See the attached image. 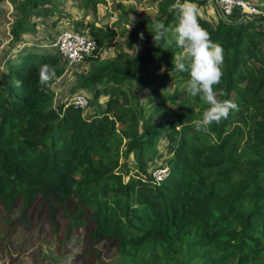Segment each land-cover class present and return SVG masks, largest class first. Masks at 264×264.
I'll return each mask as SVG.
<instances>
[{
	"label": "trees",
	"instance_id": "16d2710c",
	"mask_svg": "<svg viewBox=\"0 0 264 264\" xmlns=\"http://www.w3.org/2000/svg\"><path fill=\"white\" fill-rule=\"evenodd\" d=\"M156 3L157 15L127 30V45L143 34L135 57L118 55L110 67L82 81L84 88L96 86L90 115L66 102L52 107L51 84L64 72L52 50L31 53L27 47L28 53L3 61L0 203L12 215L17 202L25 208L39 195L50 215L62 207L66 231L85 223L91 242L111 241L126 261L154 249L161 258L149 253L146 264H191L195 259L196 264L233 259L235 264H264V18L219 19L213 25L198 16L223 47V76L216 89L226 96L218 98L233 100L239 111L197 132L193 122L207 106L188 95L189 74L174 64L162 73L174 76L172 91L154 92L143 105L135 93L133 83L146 87L157 60L171 62L174 53H182L168 33L152 42V20L175 28L179 15L171 7L175 0ZM39 4L25 0L20 12L29 15ZM11 30L18 39L27 31L26 22L17 19ZM90 34L97 41L96 55L115 33L91 27ZM43 64L51 65L56 76L42 85L38 66ZM163 135L169 174L155 182L147 163ZM129 153L135 167L120 170V158ZM183 247L186 258L180 261Z\"/></svg>",
	"mask_w": 264,
	"mask_h": 264
},
{
	"label": "rangeland",
	"instance_id": "374dc122",
	"mask_svg": "<svg viewBox=\"0 0 264 264\" xmlns=\"http://www.w3.org/2000/svg\"><path fill=\"white\" fill-rule=\"evenodd\" d=\"M24 1L2 0L0 2V70L7 57L14 58L20 54H26L29 52L27 47L31 53L45 48L55 52L47 44L51 43L64 28L78 29L89 34L91 27H101L115 33L114 37L92 58L78 63L66 62L64 58L59 59V65L64 67V72L51 84L52 107L58 108L73 94L80 93L87 96L89 100V106L83 111L84 115H90L95 110L90 103L96 86L84 88L82 81L88 75L110 67L115 62V58L119 56H122L124 60L135 57V49L131 51L129 49L135 44L140 50L143 41L140 38L127 45V30L130 24L132 28L137 21L157 15L158 9L156 0H96L94 5L84 0H39L40 4L36 5L29 15H23L19 5ZM197 1L192 0L199 4L202 11L199 12L208 19L199 14L201 17L212 21L213 25L219 19L224 20L212 1L201 0L202 3ZM243 1L264 11V0ZM20 18L26 22L27 31L15 39L11 29L16 20ZM174 29V27L169 28L167 37L172 36V40L176 41ZM179 54L181 52L177 51L173 56ZM173 63V59L171 62L159 59L154 63V75L151 76L152 80L146 87L133 83L140 104L143 105L150 101L154 92L163 94L173 90L174 76H169L166 71L162 74ZM160 76H164L163 79ZM104 100L105 96L99 98L100 102ZM156 148L158 149L156 156L147 163L149 174L153 168L164 165L168 159L167 142L164 135L157 142ZM120 163H122L120 170H125L126 167L134 168V155L129 153L126 159L122 156ZM126 179L127 176L124 177V180ZM12 207V215H7L4 211L6 208L0 203V264H125L126 260L116 251L111 241L91 242L87 234V224H78L66 231L67 221L62 213V207L56 206L54 214L50 215L49 206L42 201L39 195L28 207L24 208L21 202H17ZM185 248L183 247L182 254L179 255L180 261H185ZM149 253L158 259L162 256L161 252L154 249L150 252L141 251L126 263L146 264ZM235 261L236 259H233L226 264H235ZM196 263L195 259L191 264Z\"/></svg>",
	"mask_w": 264,
	"mask_h": 264
},
{
	"label": "clouds",
	"instance_id": "9594fccd",
	"mask_svg": "<svg viewBox=\"0 0 264 264\" xmlns=\"http://www.w3.org/2000/svg\"><path fill=\"white\" fill-rule=\"evenodd\" d=\"M171 7L177 10L179 14L174 34L176 45L182 49L181 54L173 56L174 68L179 72L189 74L186 88L188 95L192 98L199 97L207 106L202 113V118L193 122L197 132H206L213 123L219 124L222 120L227 119L231 111H239L238 104L233 100L218 98L226 96L223 90L217 91L216 89L223 76V47L219 42H214L210 37V33L198 22L200 10L196 3L192 2V0H183V2L175 0ZM151 23L154 33L152 37L157 43L167 35L169 29L162 20H152ZM130 28L131 24L129 30ZM142 38L143 34H141ZM132 49H135L136 55L139 51V46L134 44L129 50L131 51ZM38 75L39 82L43 85L52 81L56 76V72L51 65L43 64L38 66ZM20 85L21 81H15L16 87H20ZM86 108L81 109L84 111ZM156 168H153L152 171Z\"/></svg>",
	"mask_w": 264,
	"mask_h": 264
},
{
	"label": "built area",
	"instance_id": "2783aa9c",
	"mask_svg": "<svg viewBox=\"0 0 264 264\" xmlns=\"http://www.w3.org/2000/svg\"><path fill=\"white\" fill-rule=\"evenodd\" d=\"M204 1H212L227 22L240 21L246 18L264 17V11L243 0ZM47 46L54 49L59 59L64 58L66 62L78 63L84 61L85 58L94 53L97 49V41L90 34L84 33L82 30L64 28ZM67 103L76 107L86 108L89 100L87 96L75 93L68 99ZM168 174L169 169L166 164L159 166L151 172L156 182H161Z\"/></svg>",
	"mask_w": 264,
	"mask_h": 264
},
{
	"label": "crops",
	"instance_id": "0c3cea01",
	"mask_svg": "<svg viewBox=\"0 0 264 264\" xmlns=\"http://www.w3.org/2000/svg\"><path fill=\"white\" fill-rule=\"evenodd\" d=\"M197 6H198V8H199V10H200V6L197 4ZM201 11V10H200ZM202 12V11H201ZM199 14L200 15H202V16H204V17H206L207 19H208V17L207 16H205L204 14H201L200 12H199Z\"/></svg>",
	"mask_w": 264,
	"mask_h": 264
}]
</instances>
